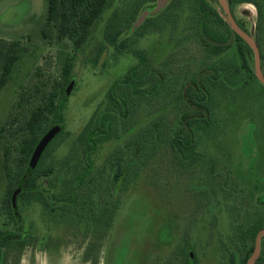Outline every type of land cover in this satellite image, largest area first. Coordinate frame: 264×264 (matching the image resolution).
Wrapping results in <instances>:
<instances>
[{"label":"rangeland","instance_id":"rangeland-1","mask_svg":"<svg viewBox=\"0 0 264 264\" xmlns=\"http://www.w3.org/2000/svg\"><path fill=\"white\" fill-rule=\"evenodd\" d=\"M141 1L111 0L88 41L76 51L70 38L61 39L56 28L46 25L48 0H0V39L21 43L12 76L0 89V130L6 128L0 138V228L10 222L5 206L10 186L5 151L11 149L9 164L16 179L22 140L27 136L23 123L41 97L50 94L61 80L70 53L75 55L74 88L64 106V127L70 138L54 146L43 164L44 168L53 163L57 171L60 160L70 153L73 140L105 102L108 91L139 62L137 52L150 56L154 66L166 69L169 77L177 72L185 74L187 69L193 73L206 60L211 65L224 58L229 59L226 67H242L227 78L226 71L221 73L219 83L209 92L202 90L200 103L205 106L199 120L206 128L200 132V142L196 141L195 153L185 151L181 158L170 148L186 111L178 97L185 79L176 83L175 98L167 104L171 112L165 113L164 108L157 112L164 120L168 117L163 124L166 142L163 148L156 144L148 147L115 195L118 209L107 237L94 243L92 238L84 239L80 229L51 224L50 230L41 205L21 201L18 210L33 226L35 244L20 256L8 254V264H242L254 245L253 230L264 229V85L256 76L254 51L232 34L227 52L218 56L207 52L200 41L190 37L192 16L184 5L149 21V28L132 35L128 50L119 53L104 42L106 24L114 14L123 23L131 14V4ZM207 1L227 22L220 1ZM227 3L238 28L257 42L264 75V0ZM239 44L243 45L249 70L240 56ZM175 78L178 76L168 80L161 94L164 98L171 94ZM194 84L189 82L184 87L182 100L186 106L192 102L186 91H194ZM154 98L136 101L135 131L155 121L158 114L154 108L161 104L155 105ZM118 143L105 144L96 154V165H102ZM138 158L142 153L134 146L123 154L122 164ZM89 245H93L90 256L84 251ZM258 264H264V238Z\"/></svg>","mask_w":264,"mask_h":264},{"label":"trees","instance_id":"trees-1","mask_svg":"<svg viewBox=\"0 0 264 264\" xmlns=\"http://www.w3.org/2000/svg\"><path fill=\"white\" fill-rule=\"evenodd\" d=\"M154 1L143 0L131 4V14L123 23L119 22L122 18L114 14L106 24L104 42L113 46L117 52L124 53L129 48L128 39L149 28L147 25L149 21L156 20L160 16L163 18L165 14L178 11L186 5L191 12L188 15L192 16L191 36L189 34L187 36L200 41L201 47L207 52L216 56L227 52L231 46L232 34L238 42L245 44L251 50V47L207 0H172L164 10L148 17L138 29L133 31V25L140 14ZM229 1L233 5L245 0ZM110 6L111 0H48L46 25L56 28L61 39L70 38L77 51L88 41L95 26ZM154 29L155 27H151V30ZM124 35L126 37L122 38ZM20 47V42L7 43L0 39V67L2 68L0 89L9 82L12 76L16 62L20 58ZM239 53L246 64L245 68L249 70L242 44H239ZM136 54L139 62L131 67L123 78L108 91L105 102L98 106L91 119L73 140L70 153L60 160L58 171L53 163L44 168L43 164L54 146H60L67 138H70V134L64 127V107L61 104L64 94L74 88L71 83L74 53L67 56L61 80L55 83L53 91L41 97L42 100L23 123V130L27 132V136L22 140L19 159L20 172L16 179L12 177L10 170L11 149H6L5 169L10 186L8 187L9 199L5 206L10 222L5 228H0V264H8V254L17 253L20 256L28 246L35 244L33 226L28 220H24L19 210L16 216L12 199L35 148L43 138H50L49 146L28 184L18 195L17 204L21 201L28 205L40 204L42 217L47 221L50 230L51 224L61 225L62 228L80 229L82 235L88 236L93 233V242H95L94 236L105 237L111 228L118 209L115 195L130 178L136 163L143 159L148 147L153 144L163 148L166 142L164 136L166 129L163 128V124L168 117H164V120L163 116L157 112H161L163 108L166 110L165 113L171 112L167 104L175 98L173 90L180 78L183 77L185 82L178 97L186 111L181 116L178 136L174 137L170 143L172 153L179 158L182 155L185 157V151L195 153L196 141L200 142V132L205 131V124L199 120L205 106L200 103L202 102V90L209 92L210 88L219 83L221 73L226 71L224 77L227 78L229 75H236L242 69L234 65L226 67L229 59L222 58L211 65L209 60H206L202 67L193 73L191 69L189 71L187 69L185 74L177 72L174 77L178 76V78H175V83L170 88L171 94L164 98L161 94L167 88L168 80L174 77H169L166 69L155 67L150 56L148 57L143 51ZM189 82H195V90L186 91L190 101L193 102L186 106L182 100L183 90ZM148 96L155 97V105H161L154 108L153 112L158 114L154 117L155 121L153 120L154 122L149 127L147 123L140 128L139 130L143 131L138 134L139 130L135 131L136 123L133 119V113L137 109L136 101ZM5 130V127L0 130V138ZM127 135L130 137L120 143V140ZM109 142L119 143L102 165H96V154ZM134 146L140 148L142 158L130 161L128 165L123 166L121 157ZM260 230L262 228L253 230L252 243L254 245L245 254L242 264H246L250 254L254 251L256 237Z\"/></svg>","mask_w":264,"mask_h":264},{"label":"water","instance_id":"water-1","mask_svg":"<svg viewBox=\"0 0 264 264\" xmlns=\"http://www.w3.org/2000/svg\"><path fill=\"white\" fill-rule=\"evenodd\" d=\"M171 1L172 0H158L157 3L153 7H149L147 9H145L140 14V16L136 20V22L134 23L132 30L135 31L136 29H138L144 23V21L148 17H150L151 15H155V14L161 12L162 10H164L169 5V3ZM219 1L221 3L225 13L227 14L228 24L254 51L255 58H256V76H257L258 80L264 85V75L262 72V65H261V53H260L259 46H258L257 42L252 38L251 35L247 34L243 30L238 28L237 23L235 21V18H234L233 14L231 12V9L227 3V0H219ZM70 94H71V91H67L64 94L63 99H62V104H61L62 107L65 106V103H66L68 97L70 96ZM49 143H50L49 137H45L39 142V144L35 148L32 156L30 158V161L28 163V166L26 168V171H25L22 179L20 180L18 188L13 195L12 203H13V209H14L16 216H18L17 197L23 191V189L26 187V185L28 184V182H29L31 176L33 175L34 171L36 170L45 150L49 146ZM263 237H264V229L260 230L257 234L256 241H255V249H254L253 254L250 257L247 264H255L257 259L259 258L260 253H261V241H262Z\"/></svg>","mask_w":264,"mask_h":264},{"label":"flooded vegetation","instance_id":"flooded-vegetation-1","mask_svg":"<svg viewBox=\"0 0 264 264\" xmlns=\"http://www.w3.org/2000/svg\"><path fill=\"white\" fill-rule=\"evenodd\" d=\"M87 123H88V122H87ZM84 127H85V126H84ZM114 220H115V218L113 219L112 226H113ZM112 226H111V228H112ZM111 228H110V229H111ZM110 229L108 230V232L110 231ZM93 235H94V234L91 233V234H88V236H86V235H82V236H83L84 239H88V238H90V239L92 238V239H93ZM107 235H108V233L106 234L105 237H107ZM94 237H95V240H96L94 243H96V242H98V241H100V240H103V239L105 238V237H102V236H100V235H99V236H94ZM263 238H264V237H263ZM92 242H93V241H92ZM92 246H93V245H89L88 249H87V247L85 246L84 251L87 252V253L89 254L90 251L93 249ZM252 254H253V253H252ZM251 256H252V255H251ZM251 256H250V257H251ZM249 259H250V258H249ZM249 259H248V261H249ZM260 259H261V253H260V256H259V258L257 259V261H256L255 264H258V262L260 261ZM248 261L246 262V264L248 263Z\"/></svg>","mask_w":264,"mask_h":264}]
</instances>
